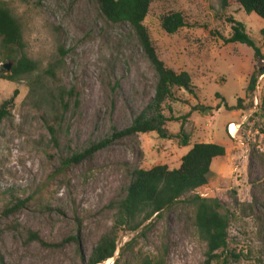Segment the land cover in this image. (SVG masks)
<instances>
[{
    "label": "rangeland",
    "instance_id": "1",
    "mask_svg": "<svg viewBox=\"0 0 264 264\" xmlns=\"http://www.w3.org/2000/svg\"><path fill=\"white\" fill-rule=\"evenodd\" d=\"M0 2L18 21L25 53L38 66L34 74L16 82L2 79L15 61L6 59L0 41V105L18 90L9 114L0 120L4 264H85L112 225L106 206L124 195L130 170L158 165L176 169L200 143L225 148V155L211 164L208 184L195 191L202 198L219 200L228 212L224 254L235 255L232 264H264V118L255 115L245 97L251 75L264 70V60L245 45L223 40L231 35V18L245 26L264 55L261 19L235 3L222 6L221 0H153L145 21L151 42L164 64L187 72L194 87L191 94L176 92L172 113L165 111L176 120L165 128L178 134L183 126L189 144L179 147L155 133L139 134L73 164L68 162L74 154L125 129L148 106L157 75L129 26L107 22L94 0ZM170 12L181 13L187 24L172 35L159 26V18ZM51 67L53 77L46 73ZM31 81L39 82L34 90ZM60 88L77 95L64 99V107L57 102ZM263 91L261 75L253 99ZM238 99L243 100L241 110L236 109ZM195 106L213 110L201 114L193 111ZM229 124L239 126L236 132L231 127L233 136L227 131ZM10 195L28 199L11 215L3 213ZM193 213L184 204L164 212L139 234L135 251L157 255L166 247L164 264H204L206 246L197 235ZM29 233L45 244L29 240ZM134 236L121 234L118 247ZM118 253L103 264H113Z\"/></svg>",
    "mask_w": 264,
    "mask_h": 264
},
{
    "label": "trees",
    "instance_id": "2",
    "mask_svg": "<svg viewBox=\"0 0 264 264\" xmlns=\"http://www.w3.org/2000/svg\"><path fill=\"white\" fill-rule=\"evenodd\" d=\"M153 0H94L102 17L113 25L125 24L129 26L136 36L139 45L152 65L157 83L155 94L148 106L137 114L131 124L123 130L113 131L108 137L90 143L83 151L74 154L68 163L79 164L92 159V157L115 142L123 139L134 138L139 134L155 133L158 138L175 142L179 147L189 144V134L181 126L178 134H171L165 128L166 123L176 120L172 115L167 117L165 111L172 113L170 104L177 101L176 92L180 89L193 93L191 77L187 72H176L167 67L159 58L151 42L149 30L145 24ZM222 6L235 3L246 14H254L264 22V0H221ZM231 35L223 39L227 44H241L253 50L255 58L264 60L259 48L246 33L245 26L236 20L229 19ZM160 28L168 35L176 33L179 29L187 27L183 15L179 12H170L159 18ZM264 40V27L260 30ZM0 41L6 51V59H13L14 66L9 74L2 76L9 82H16L22 77H28L38 70L36 62L29 59L25 53V45L18 21L12 16L9 9L0 2ZM16 55V56H15ZM47 75L53 77V68L46 70ZM264 74L263 71L254 72L245 90V97L250 101V107L255 110L256 116L264 118V91L257 97L254 104L253 94L256 89L257 79ZM39 82L31 81L29 87L34 90ZM18 90L1 103L0 120L9 114ZM73 90L59 89L57 102L64 107V99L76 98ZM243 100L238 99L236 109L241 110ZM250 108V109H251ZM193 111L207 114L213 108L195 106ZM257 111V112H256ZM54 137V128L49 127ZM225 155V148L216 143L195 144L186 155L180 159L179 167L169 169L166 165H158L149 170L133 168L129 172V183L124 195L111 200L106 206L112 213V225L92 248L85 264H103L114 258L119 250L118 257L113 264H164L167 248L163 247L160 254H143L135 251L138 238L142 232L152 227L162 214L173 209L179 204H184L193 210L194 227L197 235L205 243L204 264H232L231 257L224 254L228 246L229 216L217 199L202 198L195 193L208 184L212 162ZM30 201V197H29ZM28 199H20L10 195L9 202L3 213L14 214L23 209ZM121 234H135L130 240L118 247ZM28 239L42 245L45 243L36 233H29ZM77 250L80 241L78 236L72 238ZM84 260V258H82ZM0 264H4L0 254Z\"/></svg>",
    "mask_w": 264,
    "mask_h": 264
},
{
    "label": "built area",
    "instance_id": "3",
    "mask_svg": "<svg viewBox=\"0 0 264 264\" xmlns=\"http://www.w3.org/2000/svg\"><path fill=\"white\" fill-rule=\"evenodd\" d=\"M263 60V59H262ZM262 76L264 77V74H262ZM254 104L257 105V97L254 98ZM234 126V131L236 132V130L238 129L239 126H235L234 124H229L228 127H227V131L229 133L230 136H233L232 134V130H231V127Z\"/></svg>",
    "mask_w": 264,
    "mask_h": 264
},
{
    "label": "water",
    "instance_id": "4",
    "mask_svg": "<svg viewBox=\"0 0 264 264\" xmlns=\"http://www.w3.org/2000/svg\"><path fill=\"white\" fill-rule=\"evenodd\" d=\"M10 65H11V64H7V65L4 66V68H5L7 71H9V70H10Z\"/></svg>",
    "mask_w": 264,
    "mask_h": 264
},
{
    "label": "bare ground",
    "instance_id": "5",
    "mask_svg": "<svg viewBox=\"0 0 264 264\" xmlns=\"http://www.w3.org/2000/svg\"><path fill=\"white\" fill-rule=\"evenodd\" d=\"M234 127V126H233ZM233 129V128H232Z\"/></svg>",
    "mask_w": 264,
    "mask_h": 264
}]
</instances>
